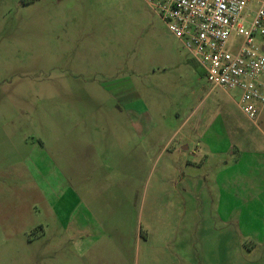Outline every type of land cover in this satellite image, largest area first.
I'll use <instances>...</instances> for the list:
<instances>
[{"label":"rangeland","instance_id":"1","mask_svg":"<svg viewBox=\"0 0 264 264\" xmlns=\"http://www.w3.org/2000/svg\"><path fill=\"white\" fill-rule=\"evenodd\" d=\"M234 94L145 0H0V264H264Z\"/></svg>","mask_w":264,"mask_h":264},{"label":"built area","instance_id":"2","mask_svg":"<svg viewBox=\"0 0 264 264\" xmlns=\"http://www.w3.org/2000/svg\"><path fill=\"white\" fill-rule=\"evenodd\" d=\"M202 67L237 95L255 123L264 108V0H145Z\"/></svg>","mask_w":264,"mask_h":264},{"label":"crops","instance_id":"3","mask_svg":"<svg viewBox=\"0 0 264 264\" xmlns=\"http://www.w3.org/2000/svg\"><path fill=\"white\" fill-rule=\"evenodd\" d=\"M222 90V89H221ZM223 91H225V90H223ZM226 92V91H225ZM235 102H236V104H237V106H238V101H237V99H238V97H237V95H233V97H231ZM239 107V106H238ZM249 121V120H248ZM251 122V121H250ZM253 123V122H252ZM228 150H229V147L226 149V147H224V148H219L218 150H216L214 153H213V155H219V156H223L224 154H227L228 153ZM186 151H187V149H186ZM116 253L117 254H119V252L118 251H116Z\"/></svg>","mask_w":264,"mask_h":264},{"label":"trees","instance_id":"4","mask_svg":"<svg viewBox=\"0 0 264 264\" xmlns=\"http://www.w3.org/2000/svg\"><path fill=\"white\" fill-rule=\"evenodd\" d=\"M35 0H22V2L24 3V4H29V3H32V2H34Z\"/></svg>","mask_w":264,"mask_h":264},{"label":"water","instance_id":"5","mask_svg":"<svg viewBox=\"0 0 264 264\" xmlns=\"http://www.w3.org/2000/svg\"><path fill=\"white\" fill-rule=\"evenodd\" d=\"M263 51H264V48H263Z\"/></svg>","mask_w":264,"mask_h":264}]
</instances>
